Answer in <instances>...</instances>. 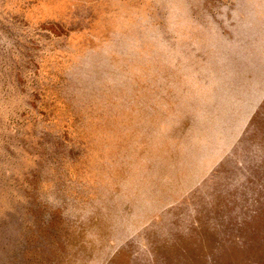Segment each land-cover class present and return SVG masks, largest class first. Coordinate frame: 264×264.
Instances as JSON below:
<instances>
[{"label": "rangeland", "instance_id": "1", "mask_svg": "<svg viewBox=\"0 0 264 264\" xmlns=\"http://www.w3.org/2000/svg\"><path fill=\"white\" fill-rule=\"evenodd\" d=\"M0 264H264V0H0Z\"/></svg>", "mask_w": 264, "mask_h": 264}]
</instances>
